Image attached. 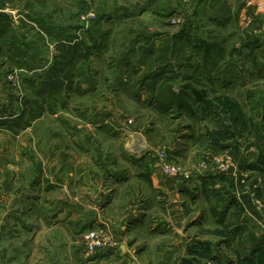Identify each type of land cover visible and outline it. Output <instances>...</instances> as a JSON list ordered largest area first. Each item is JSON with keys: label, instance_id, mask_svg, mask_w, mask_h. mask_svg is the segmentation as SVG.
<instances>
[{"label": "rangeland", "instance_id": "rangeland-1", "mask_svg": "<svg viewBox=\"0 0 264 264\" xmlns=\"http://www.w3.org/2000/svg\"><path fill=\"white\" fill-rule=\"evenodd\" d=\"M23 131L34 151L0 145V264H112L113 230L87 217L102 201L122 264H264V0H0V137ZM28 151L87 157L93 178L62 194Z\"/></svg>", "mask_w": 264, "mask_h": 264}, {"label": "crops", "instance_id": "crops-1", "mask_svg": "<svg viewBox=\"0 0 264 264\" xmlns=\"http://www.w3.org/2000/svg\"><path fill=\"white\" fill-rule=\"evenodd\" d=\"M48 131V130H47ZM23 135H28L29 136V140H27L26 142H22L21 141V138L23 137ZM47 141L50 140L49 138H46ZM60 138H58V141H59ZM57 140V139H56ZM17 141V142H16ZM193 140L191 139L190 142H189V147L188 148H192L193 147ZM2 143H7L9 144V146L12 147V149L14 148L13 145H15L17 147V144L19 145H22L23 147L27 148V150H31V151H34L33 147L36 146V145H39L37 142H34V140L32 138H30V133H26V131H23L21 134H19V137L16 138H13V137H10V138H5L3 136L0 137V145ZM37 143V144H35ZM61 144V143H60ZM63 144V143H62ZM61 144V147H64L65 148V145ZM6 145V144H5ZM50 146L51 144L50 143H46L45 141V145L43 144V146ZM193 149V148H192ZM13 150H11V153L8 154L6 157L9 158V160H11L12 162L11 163H16L17 165L15 166H12L10 169H12L13 172H18V175H20L19 177H30L32 178L33 175H34V172L31 173V168H32V162L29 163L27 160H24L21 158V154L20 156H17L15 155L14 153H12ZM14 152V151H13ZM26 154V158H30L33 163H35V165H43V171H45L44 175L47 179L50 180V182H53V183H56L57 185H60V186H64V188H62V194H65V186L67 188V184H71V182H82V184L84 182L87 181L88 178H93V176L91 177H85V171L89 172L91 174H93V169L92 167L90 166V161L88 160L87 157H77L75 154L73 155H66V154H62L61 152H57L56 156H52L51 157V154L50 156H48L45 160L40 157V156H36L35 154V157L31 156L32 153L30 154L29 151ZM1 155H0V162L3 161L1 160ZM7 158V159H8ZM4 159V158H3ZM40 160V162H37V160ZM80 160V161H79ZM37 162V163H36ZM48 163V165H47ZM50 164V165H49ZM2 168L0 167V170ZM17 169V170H16ZM206 171V173H204V178H205V181L204 182V185L206 186H210V185H207V183L210 182L211 185H215L216 183H211V181H209L210 179H212V174H210L209 172V168H205L204 169ZM204 171V172H205ZM31 174L30 176H28V174ZM0 174H4V172L0 171ZM15 174V173H12V175ZM249 174V173H248ZM17 175V176H18ZM16 176V177H17ZM153 176V175H152ZM237 177V176H236ZM153 179V177H152ZM75 180V181H74ZM225 182V181H224ZM237 182V181H236ZM175 184V183H174ZM43 185V184H42ZM38 186V189L37 190H40L41 192V199L43 200V197H44V192H43V189H44V186ZM78 185V183H77ZM222 185H224L223 182H219L218 185L216 184V189H218L219 187H223ZM236 187H235V190H230V193L232 194H229V195H232V196H235L237 198H239L242 202H245V205L249 206V200H248V193L242 189V187H240V184L237 182V184H235ZM5 185L2 184V179L0 177V200H2V197H3V201L7 200L8 201V196H7V193L9 194V191H4V187ZM92 188H98V184H92L91 185ZM156 187V186H154ZM176 187V186H175ZM157 188V187H156ZM165 188H167V185H165ZM172 188V187H171ZM220 189V188H219ZM109 191V190H108ZM163 192L167 191V190H162ZM168 192L170 193L171 196H173L172 194V189H168ZM224 192V191H223ZM39 193V192H38ZM114 192H112V196L115 195V193L113 194ZM121 193V191H120ZM166 193V192H165ZM100 195H103L104 198L106 199V193L103 192V191H100L99 192ZM115 198V196H114ZM113 198V199H114ZM157 198V196L153 197V200H155ZM171 198V197H170ZM264 198V197H263ZM104 199V200H105ZM112 199V197H111ZM116 200V198H115ZM140 199H138L135 204L132 203V201H128L126 200L127 203H129L127 205V207L125 208V210H128V212H131L133 215H138L139 212L141 211V214L145 211L144 208H142L143 204H139ZM5 201V202H7ZM103 202V201H102ZM102 202H100V205H96L91 209L92 212L90 214H88V219L90 218V216L95 219L97 222L99 221L100 223H103L105 224L106 226H108L110 229H111V235L114 236V239L115 237L118 239V231L114 229V225H116V220H114L115 217L113 218H110L109 216H114V212L113 211H116L118 210L117 209V205L115 204V201L111 202L110 203H107L105 204V207H102ZM94 203H98V201H94ZM134 204V205H133ZM123 205V204H122ZM121 205V206H122ZM214 205V204H213ZM7 206V205H6ZM97 206H100L101 209H98ZM119 207V211H123L124 208L123 206L122 207ZM133 206L134 209L131 211L130 210V207ZM166 207L167 210H171V207L172 206H175V204L172 202V200L170 199L169 203L167 205H164ZM251 207V206H249ZM181 209V214H183V207L180 208ZM220 210V209H219ZM206 209V218H205V222L207 221H210V223H212V217L210 215V212ZM236 212L235 211H232L231 214L229 215V218L231 221H236ZM256 215H257V212H254ZM180 212H179V209H176V212H175V217H173V212L172 214H170V216H168V221L172 222L173 220L175 222L177 221H180ZM120 215V214H119ZM118 215V216H119ZM257 217H260V215ZM145 218V217H144ZM132 218H128V222L129 220H131ZM264 221V219H263ZM182 223V222H181ZM137 224H141V223H138ZM124 225V224H123ZM141 227V226H140ZM56 231H60V234L63 233V235L60 236L59 232L58 234H52L53 236H57L58 239H59V236L62 237V241L63 242H70L71 240H76V236H70L71 234L69 233V235H66V232L63 230V229H54V232L56 233ZM125 234H128V232H126ZM127 237V235H126ZM113 238V237H112ZM41 242H43V239L46 240V237L44 236H41ZM115 239L116 241H118L119 243L116 245L117 247L114 249L112 248L111 250H113V254L114 256L117 255V257H115V259L113 260L112 264H122L123 261L125 260H129V256L127 255L128 253L126 251H128L127 249L124 248L123 246V240H117ZM55 240V239H53ZM61 244V243H60ZM63 244V243H62ZM127 254H126V253ZM125 263V262H124Z\"/></svg>", "mask_w": 264, "mask_h": 264}, {"label": "trees", "instance_id": "trees-1", "mask_svg": "<svg viewBox=\"0 0 264 264\" xmlns=\"http://www.w3.org/2000/svg\"><path fill=\"white\" fill-rule=\"evenodd\" d=\"M192 92H193L192 94L194 95L193 98L196 100V102L203 101V99H204V93L198 92L196 90H193Z\"/></svg>", "mask_w": 264, "mask_h": 264}, {"label": "built area", "instance_id": "built-area-1", "mask_svg": "<svg viewBox=\"0 0 264 264\" xmlns=\"http://www.w3.org/2000/svg\"><path fill=\"white\" fill-rule=\"evenodd\" d=\"M173 170H174V168H171L168 164H165V165H164V171H165L167 174L171 173ZM91 243H93V242H91Z\"/></svg>", "mask_w": 264, "mask_h": 264}]
</instances>
